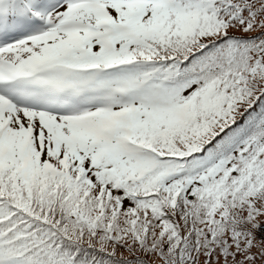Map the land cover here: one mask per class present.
Wrapping results in <instances>:
<instances>
[{"label": "snow or ice", "instance_id": "6c2138e0", "mask_svg": "<svg viewBox=\"0 0 264 264\" xmlns=\"http://www.w3.org/2000/svg\"><path fill=\"white\" fill-rule=\"evenodd\" d=\"M0 264H264V0H0Z\"/></svg>", "mask_w": 264, "mask_h": 264}]
</instances>
